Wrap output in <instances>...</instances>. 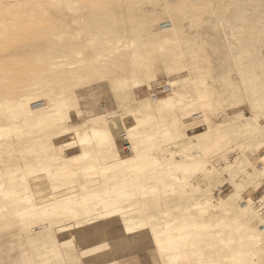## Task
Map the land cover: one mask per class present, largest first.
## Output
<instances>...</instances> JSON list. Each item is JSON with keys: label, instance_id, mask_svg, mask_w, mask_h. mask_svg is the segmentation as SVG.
<instances>
[{"label": "rangeland", "instance_id": "rangeland-1", "mask_svg": "<svg viewBox=\"0 0 264 264\" xmlns=\"http://www.w3.org/2000/svg\"><path fill=\"white\" fill-rule=\"evenodd\" d=\"M9 98L50 119L0 105V264H264V0H0Z\"/></svg>", "mask_w": 264, "mask_h": 264}, {"label": "bare ground", "instance_id": "bare-ground-1", "mask_svg": "<svg viewBox=\"0 0 264 264\" xmlns=\"http://www.w3.org/2000/svg\"><path fill=\"white\" fill-rule=\"evenodd\" d=\"M155 76V75H154ZM153 77V76H152ZM24 99H25V96L23 97ZM29 100V98H26V101H23V100H17V101H14V100H12V99H4V100H2V101H0V105L1 104H3V105H13V107L14 106H16V107H19V106H24L25 107V113L27 114V116L28 115H30V114H32V113H34V118H36V119H39L40 121H38V122H43V120L44 119H48L49 117H50V114H47L46 112H44V108H41L39 111H36V110H32V109H30L28 106V108H26V105H27V101ZM161 101L163 102V104L165 105V107L166 106H169V105H173V103L169 100V99H166V98H162L161 99ZM33 102V101H32ZM29 104V103H28ZM47 104V103H46ZM49 106V105H48ZM5 107V106H4ZM15 107V108H16ZM32 107V106H31ZM14 108V109H15ZM147 108H149V110H147ZM142 109H143V111L146 113V114H148V116L150 117V113L149 112H151L152 111V106H151V103H149V102H147V103H142ZM10 110V109H9ZM13 110V109H12ZM19 111H20V109H18ZM136 110V109H135ZM185 110V109H184ZM16 111V112H15ZM22 111H23V109H22ZM49 111H50V109H49ZM1 112V111H0ZM12 114L11 115H13V116H11V117H14V114L13 113H17V110H14L13 112L12 111H10ZM21 112V111H20ZM22 114L24 113V112H21ZM18 114V113H17ZM21 114V115H22ZM187 113H184V112H182V114H181V116L180 117H182V118H184L185 117V115H186ZM204 114V113H203ZM5 115V114H4ZM20 115V116H21ZM25 115V114H24ZM49 115V116H48ZM59 115V114H58ZM10 116V115H9ZM60 116V115H59ZM19 117V116H18ZM25 118H26V116H24ZM57 117V116H56ZM102 117V116H101ZM101 117H99V119H98V122L100 123V124H98V125H96V124H92V125H90L87 129H78V130H76V133L74 132V133H72V134H74V137L76 138L75 140H77L78 141V143L80 142V143H87L88 141H93V140H91L92 138L94 139V142H98V143H100V145L101 144H104V142H108V144H110V146H108V148H107V153H118V150H117V147H116V141H115V132H114V130L113 129H110L109 127H107L105 124H104V121L105 120H103ZM175 117V119L173 120V122L174 121H176L177 123H178V121H177V116H175L174 114H173V118ZM17 118V117H16ZM28 118H29V116H28ZM34 118H33V120H34ZM24 119V118H23ZM32 119V118H31ZM35 119V120H36ZM50 119V118H49ZM54 119V118H53ZM52 119V120H53ZM134 119V118H133ZM55 120V119H54ZM13 121V120H12ZM49 121V120H48ZM51 121V120H50ZM134 121V120H133ZM138 121H140L141 122V120H139L138 119ZM183 123H184V120L182 119L181 120ZM9 122V121H8ZM15 122H16V120H15ZM38 122L36 123V124H38ZM132 122V120H127V124L128 123H131ZM135 122V121H134ZM10 123V122H9ZM8 123V124H9ZM12 123V122H11ZM25 123H27L26 121H25ZM29 123V122H28ZM32 123H34V121L32 122ZM106 123V122H105ZM132 124V123H131ZM157 124V123H156ZM5 125V124H4ZM122 125H123V122H122ZM132 125H134V123L132 124ZM132 125H130L129 127H131ZM155 125V124H154ZM3 125H0V135H1V132H3V131H5V129L6 128H8V129H6V130H10V126L8 125L5 129H1V127H2ZM39 126V125H38ZM4 127V126H3ZM125 127V126H124ZM133 127V126H132ZM131 127V128H132ZM126 128V127H125ZM130 128V129H131ZM127 129H129V128H127ZM166 130V129H165ZM6 133H9V132H5V134ZM166 133V132H165ZM57 134H59L58 132L56 133V135ZM157 134V133H156ZM52 135V134H51ZM177 135H178V132L177 133H175V138L177 137ZM238 136V135H237ZM149 137V136H148ZM56 138V137H55ZM73 138V137H72ZM150 139V138H149ZM60 140V139H59ZM96 140V141H95ZM61 141V140H60ZM142 141V140H141ZM140 141V142H141ZM57 142V141H56ZM55 143V142H54ZM142 143V142H141ZM56 144V143H55ZM55 144H54V146H55ZM63 144V143H62ZM65 144V143H64ZM98 145V144H97ZM96 145V146H97ZM52 147H53V145H51ZM56 146H58V145H56ZM55 146V147H56ZM56 148H58V147H56ZM134 148H136L137 149V147H136V143L134 144ZM105 149V148H104ZM57 150V149H56ZM101 150H103V149H101ZM103 151H105V150H103ZM102 152V151H101ZM81 153H86L85 151H82ZM100 153V152H99ZM104 155V154H103ZM110 155H108V158H110L109 157ZM104 158V157H103ZM108 158H106V159H108ZM131 157H129L127 160H129ZM105 159V158H104ZM103 159V160H104ZM126 160V159H125ZM50 162V161H49ZM47 164V163H46ZM186 169L189 167V166H191V165H189V164H182ZM54 166V165H53ZM43 168H46V167H44V166H42ZM93 166L92 165H87L86 167H85V172H86V170L87 169H91ZM182 167V166H181ZM40 168H41V166H40ZM102 168H105L104 166L102 167ZM42 169V168H41ZM187 170H190V168H188ZM89 178H91V176L89 177ZM93 178V177H92ZM125 183V182H124ZM72 189H70V190H68L67 192H69V191H71ZM25 199H27L26 197H25ZM202 201H204V203L206 204L207 203V200L206 199H203ZM197 203V202H196ZM201 203V202H200ZM199 204V203H198ZM195 205H197V204H195ZM128 230V228L126 227V226H121V227H119V228H117L116 230H115V232H118V234L116 233V239H117V241L118 242H120V244L121 243H123V241H125V243H128V245H129V247L128 248H126L125 249V251H124V254L125 255H130L132 252H135V251H137V250H140V249H144V248H146L149 244H133L134 243V239H135V234H132L131 236H129V238H128V240H125V237L127 236L126 234H125V232ZM263 232H261V231H259V235H261V237H264L263 236V234H262ZM142 237V236H141ZM122 245V244H121ZM131 245H133V246H131ZM248 245V242L247 241H245L244 243H236L235 245H233L231 248L233 249V250H237V251H239L240 249H244L245 248V246H247ZM244 251V250H243ZM242 251V252H243ZM241 252V253H242ZM245 252H247V249H246V251ZM239 257L240 258H244L245 259V261H246V263L245 264H249L250 263V259L248 258V256L247 255H243V254H239ZM134 259L135 257H130L129 259ZM259 260L261 261V262H264V258H262V257H260L259 258Z\"/></svg>", "mask_w": 264, "mask_h": 264}, {"label": "built area", "instance_id": "built-area-1", "mask_svg": "<svg viewBox=\"0 0 264 264\" xmlns=\"http://www.w3.org/2000/svg\"><path fill=\"white\" fill-rule=\"evenodd\" d=\"M126 148L127 150H130L129 146H127ZM255 203H256L255 206L259 214V217L262 223L264 224V193L258 198V200H256Z\"/></svg>", "mask_w": 264, "mask_h": 264}, {"label": "crops", "instance_id": "crops-1", "mask_svg": "<svg viewBox=\"0 0 264 264\" xmlns=\"http://www.w3.org/2000/svg\"><path fill=\"white\" fill-rule=\"evenodd\" d=\"M146 258L138 255L135 259H126L121 264H147Z\"/></svg>", "mask_w": 264, "mask_h": 264}]
</instances>
